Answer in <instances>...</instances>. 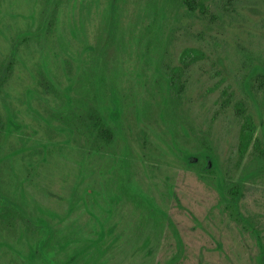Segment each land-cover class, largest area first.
Listing matches in <instances>:
<instances>
[{
    "label": "rangeland",
    "instance_id": "rangeland-1",
    "mask_svg": "<svg viewBox=\"0 0 264 264\" xmlns=\"http://www.w3.org/2000/svg\"><path fill=\"white\" fill-rule=\"evenodd\" d=\"M154 1L0 0V67L12 54L0 89V189L70 239L62 254L101 237L97 264H260L264 169L249 151L235 162L237 102L264 143V86L250 78L264 70V0L159 13ZM109 20L114 33L101 45ZM190 46L203 55L185 62ZM104 61L102 78L87 81ZM164 71L176 77L172 102ZM89 92L120 133L115 145L92 144L54 116L94 102ZM123 161L130 189L162 211L122 190ZM208 161L243 182L235 207L208 168L198 173ZM34 239L19 219L0 221V264H22Z\"/></svg>",
    "mask_w": 264,
    "mask_h": 264
},
{
    "label": "trees",
    "instance_id": "trees-1",
    "mask_svg": "<svg viewBox=\"0 0 264 264\" xmlns=\"http://www.w3.org/2000/svg\"><path fill=\"white\" fill-rule=\"evenodd\" d=\"M50 2L56 3V0H50ZM112 2L113 0H111V3ZM154 2L158 7L156 9L158 13L159 11L161 12V9L163 10L164 8H167V5L170 4L184 5L188 9H194L195 7L202 9L204 6L202 0H155ZM113 10L114 9L111 5L109 18L113 16ZM46 17L44 21H46ZM111 21L112 20H109L107 34L101 40V45L105 44V42H107L114 33ZM182 53H185L187 56L185 62H188L190 59H197L203 55L201 51L191 46L184 48ZM11 65L12 54H9L0 67V89L3 84V80L7 77V74H9ZM103 65L104 66L100 69V73L97 69H93L90 77L88 74L87 81L95 80V72L97 73V77L99 79L102 78V72H105V67L107 66L105 61ZM164 73L167 77L163 82V86L166 88V93L164 94L163 99H167L172 102L173 92H171V90L176 89V77L173 78V75L170 72L168 73L167 71H164ZM250 78L252 79V82L253 78L260 80L264 86V70L257 71L256 73L250 75ZM39 82L45 91L54 92L56 90L55 85L47 78L46 75H44V73L41 74ZM89 93H91L95 101L87 103L82 110L78 111L68 109V111L63 115L55 113L54 116L60 118L63 123L66 122L67 124H73V121H75V124L78 123L77 126H81L82 132L92 144L99 143L102 145H115L120 141V133H118L114 126L109 123V120L112 118L109 119L110 116L106 113L107 110L105 105H102V101L99 103V93ZM240 102L241 101L236 103V111L240 114L242 119L237 132V159L235 164L239 166L243 157H245L246 153L249 151L251 152L252 162L256 163V168L258 167L259 169H264L263 140L256 135V123L252 113L246 112L245 106ZM191 162L194 163L193 160H191ZM210 165L211 162L208 161L202 168H199L198 173L202 174L201 170L208 168L207 171L211 172L215 177L214 179L218 181L222 194L225 197V201L235 207L236 203L243 195V182L239 178L233 179L229 175L227 177V173L221 169L217 170L216 168L210 167ZM119 177L123 188L122 190L125 191L127 195L134 197V200L142 202L156 212L162 211L151 195L139 188L132 187L130 189L127 183L128 174L126 163L124 161L120 168ZM164 214L165 218L169 222L170 219L167 216V213ZM16 219H19L24 224V227L28 231L34 232L35 235V239L29 242V248H27L26 251H24V254L22 253L21 255L22 264H97L99 258L104 252V249L100 248L98 244V241L101 238L100 237L99 240L98 238H87L84 244H79L75 248H72L70 252L62 254L61 251L65 249L63 248L64 243L69 242L70 239L63 238V236H61V238H57L55 230L49 221L44 219L42 220L39 216L27 211L25 205L21 201L17 200L14 196L7 195L0 189V221H3L7 226L12 227ZM176 240L178 242L180 241L177 234ZM260 253V264H264V249Z\"/></svg>",
    "mask_w": 264,
    "mask_h": 264
}]
</instances>
